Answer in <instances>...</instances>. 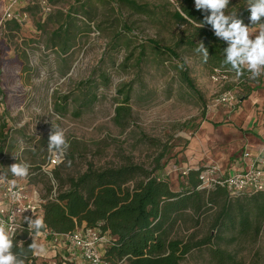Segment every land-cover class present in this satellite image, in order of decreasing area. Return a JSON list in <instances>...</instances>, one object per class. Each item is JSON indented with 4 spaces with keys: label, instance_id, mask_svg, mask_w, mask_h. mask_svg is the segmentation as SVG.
<instances>
[{
    "label": "rangeland",
    "instance_id": "obj_1",
    "mask_svg": "<svg viewBox=\"0 0 264 264\" xmlns=\"http://www.w3.org/2000/svg\"><path fill=\"white\" fill-rule=\"evenodd\" d=\"M23 1L28 17L16 25L3 19L8 0H0V114L7 123L0 174L12 177L8 167L26 162L28 192L45 200V182L58 167L64 177L90 164L118 166L127 159L152 169L163 154L157 173L180 189L189 168L216 166L218 177L242 156L251 118L264 111V75L240 80L227 74L218 81L201 55L181 48L198 91L182 84L178 59L150 43H175L182 29L168 15L178 7L175 0H135L149 5L153 16L134 13L122 0H50L49 14L36 0ZM55 34L69 40L68 52L52 46ZM226 91L234 102L219 101ZM120 105L126 108L123 117L117 116ZM53 127L64 130L69 144L56 165L47 150ZM203 219L174 233H215L210 217ZM34 241L44 249L32 252L36 264H76L68 260L64 240ZM220 246L247 263L258 250L264 264V233L256 244L238 239ZM207 258V252H195L181 264H205Z\"/></svg>",
    "mask_w": 264,
    "mask_h": 264
},
{
    "label": "trees",
    "instance_id": "obj_2",
    "mask_svg": "<svg viewBox=\"0 0 264 264\" xmlns=\"http://www.w3.org/2000/svg\"><path fill=\"white\" fill-rule=\"evenodd\" d=\"M175 1L178 7L168 11L169 17L182 28L175 43L171 46H161L157 40L150 43L158 51H166L178 59L180 82L194 92L198 91L178 49L197 53L195 49L201 41L209 52L207 62L201 57L203 65L213 74L235 75L230 65L223 64L226 42L214 35L210 25L199 28L207 13L197 10L194 0ZM22 2L15 6L16 12H27ZM121 2L134 13L147 16L155 13L149 5L135 0ZM37 3L34 5L39 6ZM233 5L232 12H237L238 17L248 24L250 13L245 0ZM5 20L16 25L24 23L14 18ZM69 44L62 35H54L52 46L62 53L68 52ZM248 77L245 72L239 79ZM125 109L120 105L116 110L117 116L123 117ZM6 126L0 114V144L6 140ZM162 156H158L152 169L130 159L118 166L96 168L90 164L86 171L76 176L64 177L59 167L56 168L53 177L45 182L47 193L42 204L45 227L40 232H45V238L51 241L55 235L93 228L107 239L102 242L101 252L110 264H181L184 258L195 252H207L205 264H261L258 250L247 263L240 260L234 251L220 246V242L233 243L238 239H246L253 244L258 242L264 232V191L233 195L221 184L203 187V167L182 172V187L174 189L163 173H157L162 170ZM205 216L210 217L209 226L212 231L216 230L215 233L200 238L196 233L187 237H178L174 233V229L189 223L192 227L200 226ZM30 232L25 229L14 235L16 246L13 251L24 264H36L33 250L28 247L33 242L28 239Z\"/></svg>",
    "mask_w": 264,
    "mask_h": 264
},
{
    "label": "clouds",
    "instance_id": "obj_3",
    "mask_svg": "<svg viewBox=\"0 0 264 264\" xmlns=\"http://www.w3.org/2000/svg\"><path fill=\"white\" fill-rule=\"evenodd\" d=\"M231 0H194L197 10L207 15L199 23V28L210 25L214 35L226 42L227 47L223 49V64L230 65V70L235 72L238 79L245 72L249 78L256 79L264 75V0H246V7L250 13L249 23L245 24L244 20L238 17L237 12H227ZM195 51L200 54L207 62L209 58L208 49L201 41ZM69 144L66 139L64 130L53 127L49 135L47 150L56 157L61 159L66 153ZM12 176L24 179L29 175V165L26 162L13 163L8 167ZM6 180V174H0V183ZM12 185L16 180L10 181ZM17 193H13V199H18ZM6 209V205L0 202V214ZM26 208H20L18 211L22 214ZM28 228L33 234H38L44 227L42 218L25 217ZM15 228L6 225L0 220V264H24L23 259L13 251ZM22 247V245H21ZM30 250L44 251L41 245L30 244Z\"/></svg>",
    "mask_w": 264,
    "mask_h": 264
},
{
    "label": "built area",
    "instance_id": "obj_4",
    "mask_svg": "<svg viewBox=\"0 0 264 264\" xmlns=\"http://www.w3.org/2000/svg\"><path fill=\"white\" fill-rule=\"evenodd\" d=\"M23 0H8L4 17L14 18L19 22H24L28 17L27 12L18 11L16 12L15 6ZM38 4L45 14H49L53 10V6L48 0H38ZM215 80H224L227 78L226 73L216 72L212 76ZM221 102H234L235 95L231 91L224 92L220 97ZM245 158H251L250 162L242 170L233 174H223L215 177L218 171L216 166L206 169L203 173L204 185L211 186L213 184H221L227 187L228 191L237 195L240 193H250L253 191H264V163L261 162L259 157H254L249 151L244 152ZM58 161L55 156H51L50 164L56 165ZM16 180V184L12 185L10 181ZM13 193H17L19 198L13 199ZM0 202L6 205L5 211L0 214V220L4 221L6 225L15 228V234L28 229V223L25 217L28 218H43L44 209L42 204L45 200H38L28 192L27 185L23 179L12 177H6L3 183H0ZM20 208H26L27 210L22 214L18 211ZM31 231V230H30ZM39 236H46L45 232H39L33 234L30 232L28 239L32 241ZM64 240L67 247L71 250L79 252L80 256L84 260L85 264H110L107 262L101 252L102 242L107 240L105 236H102L99 231L93 228L77 229L76 232L55 235L53 242H57L58 239Z\"/></svg>",
    "mask_w": 264,
    "mask_h": 264
},
{
    "label": "crops",
    "instance_id": "obj_5",
    "mask_svg": "<svg viewBox=\"0 0 264 264\" xmlns=\"http://www.w3.org/2000/svg\"><path fill=\"white\" fill-rule=\"evenodd\" d=\"M263 112H264L263 110L260 112V118L258 114H256V116L251 118L252 121L249 123V127H248L249 131L246 132V134H244L245 136L243 140V145H244L243 154L242 156H239L237 160L234 163H232L230 167L225 168L224 170L226 171L224 172L225 174L230 175L246 167V165L251 160V158L249 157L245 158L244 152L246 151H249L251 155L254 157H259L261 162L264 163V113ZM27 189H29L28 185H27ZM35 193H31L33 198L39 199L40 198L39 195L37 196V194ZM40 237L46 240L44 236L43 237L39 236V238ZM51 243H53L52 240ZM70 250L71 249L68 248V251L70 253L68 260L71 263L73 262L76 264H85L84 260L82 259L78 251L76 250L70 251Z\"/></svg>",
    "mask_w": 264,
    "mask_h": 264
}]
</instances>
